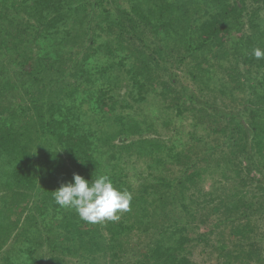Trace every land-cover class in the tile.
Here are the masks:
<instances>
[{
    "label": "trees",
    "instance_id": "1",
    "mask_svg": "<svg viewBox=\"0 0 264 264\" xmlns=\"http://www.w3.org/2000/svg\"><path fill=\"white\" fill-rule=\"evenodd\" d=\"M256 47L264 0H0V264H264ZM74 173L130 210L61 208Z\"/></svg>",
    "mask_w": 264,
    "mask_h": 264
},
{
    "label": "clouds",
    "instance_id": "2",
    "mask_svg": "<svg viewBox=\"0 0 264 264\" xmlns=\"http://www.w3.org/2000/svg\"><path fill=\"white\" fill-rule=\"evenodd\" d=\"M252 55L264 59V49L256 47ZM73 181L62 183L52 194L61 208L74 209L81 220L92 224L116 221L120 213L130 210L132 193L117 188L109 175L88 180L74 173Z\"/></svg>",
    "mask_w": 264,
    "mask_h": 264
},
{
    "label": "rangeland",
    "instance_id": "3",
    "mask_svg": "<svg viewBox=\"0 0 264 264\" xmlns=\"http://www.w3.org/2000/svg\"><path fill=\"white\" fill-rule=\"evenodd\" d=\"M213 77H214V80L212 82L216 85V89H220L221 84H225L227 82L225 76L221 74L219 71L216 72ZM87 107H88V104H86L84 108L86 109ZM145 110L147 113L148 108L145 107ZM170 114H171V117H170L171 124L170 125H166V124L164 125V123L166 122L165 119H162L161 121H157L156 123L157 125L156 129H158V131H160L162 135L165 137L168 135H174L175 132L171 130H173V128H176L178 132L179 127H180L179 120L173 115V113H170ZM182 129H183V126H182ZM261 234L262 236L264 235V226L261 227ZM15 247L17 248V244H14V240H12L11 243L6 246L5 250L9 252L10 249L12 248L15 249ZM209 250H212V248H209ZM203 259L204 260H201L200 262L205 263V264H212V262L214 261V258H211L210 256H206Z\"/></svg>",
    "mask_w": 264,
    "mask_h": 264
}]
</instances>
